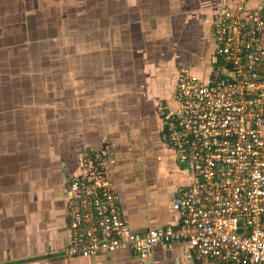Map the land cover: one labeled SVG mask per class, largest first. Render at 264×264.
<instances>
[{
    "label": "crops",
    "instance_id": "1",
    "mask_svg": "<svg viewBox=\"0 0 264 264\" xmlns=\"http://www.w3.org/2000/svg\"><path fill=\"white\" fill-rule=\"evenodd\" d=\"M228 1L0 0V264H194L165 241L145 260L64 255V174L82 151L111 149L130 228L177 223L189 171L160 140L159 103L180 69L207 74Z\"/></svg>",
    "mask_w": 264,
    "mask_h": 264
},
{
    "label": "built area",
    "instance_id": "2",
    "mask_svg": "<svg viewBox=\"0 0 264 264\" xmlns=\"http://www.w3.org/2000/svg\"><path fill=\"white\" fill-rule=\"evenodd\" d=\"M209 32L207 74L180 69L159 103L160 140L189 171L170 203L177 223L132 230L109 174L115 153L87 149L64 174V255L145 260L165 241L194 264H264V0L220 3Z\"/></svg>",
    "mask_w": 264,
    "mask_h": 264
},
{
    "label": "rangeland",
    "instance_id": "3",
    "mask_svg": "<svg viewBox=\"0 0 264 264\" xmlns=\"http://www.w3.org/2000/svg\"><path fill=\"white\" fill-rule=\"evenodd\" d=\"M165 80H166V79H165ZM165 84H167V83H165ZM165 84H163V85L160 84V85H161L160 87L164 86ZM168 90H169V89H168ZM160 92H162V89H160Z\"/></svg>",
    "mask_w": 264,
    "mask_h": 264
}]
</instances>
